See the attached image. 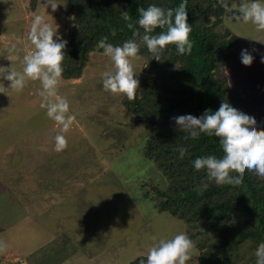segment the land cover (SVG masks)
I'll return each instance as SVG.
<instances>
[{
  "label": "rangeland",
  "instance_id": "374dc122",
  "mask_svg": "<svg viewBox=\"0 0 264 264\" xmlns=\"http://www.w3.org/2000/svg\"><path fill=\"white\" fill-rule=\"evenodd\" d=\"M43 2H0V66L22 69L23 52L32 50L27 32L38 6L70 40L77 24L66 13V0H58L63 4L55 12ZM217 18L214 31L224 39L237 36L238 55L241 49L251 53L248 62L238 56L221 70L230 90L246 101L243 108L255 115L257 128H264V61L258 59L264 29L237 22L225 11L210 22ZM12 44L21 51L10 55ZM150 64L144 54L132 60L137 90L145 81L164 82ZM107 70L110 58L93 50L79 78L60 77L57 94L67 97L75 117L61 152L54 150L59 125L39 106V81L27 80L16 91L0 80V241L7 245L0 264H131L161 236L188 234L184 220L157 207L153 187L165 190L171 180L147 155L151 131L133 124L126 96L102 88L101 73ZM193 245L187 264H200V249ZM238 251L240 264L254 255L250 243Z\"/></svg>",
  "mask_w": 264,
  "mask_h": 264
},
{
  "label": "trees",
  "instance_id": "16d2710c",
  "mask_svg": "<svg viewBox=\"0 0 264 264\" xmlns=\"http://www.w3.org/2000/svg\"><path fill=\"white\" fill-rule=\"evenodd\" d=\"M180 2L66 0V13L74 16L77 25L70 29V40L63 50L61 76L79 78L90 52L103 51L96 46L101 37L106 36L107 42L114 45L131 38L132 29L126 25L130 22L137 27L138 7L156 4L174 9ZM122 11L128 12V22L123 20ZM186 11L192 27L191 53L177 55L175 46L168 45L161 53L162 60L157 61L141 45L138 54L150 58V67L164 82L159 85L145 81L136 90L134 99L126 98L124 104L134 115L133 124L150 129L147 155L171 180L165 190L153 187L159 210L185 221L188 236L200 249V264H240L234 256L244 244L250 243L255 252L257 245L264 242V178L245 169L239 183L207 181L205 170H195L191 161L197 156L219 155L222 149L218 138L204 133L196 139L186 138L187 134L179 131L171 120L181 114L199 117L205 109H218L224 98L243 108L246 101L230 90L221 70L225 62L238 59L235 48L239 38L224 39L214 31L220 18L210 22L211 17L224 11L217 0L205 3L186 0ZM159 31L156 28L153 34ZM179 146L186 148L183 158H179L176 150ZM202 182L208 184L204 190L199 189ZM140 257L131 264H139ZM255 260L253 255L243 264H255Z\"/></svg>",
  "mask_w": 264,
  "mask_h": 264
},
{
  "label": "clouds",
  "instance_id": "9594fccd",
  "mask_svg": "<svg viewBox=\"0 0 264 264\" xmlns=\"http://www.w3.org/2000/svg\"><path fill=\"white\" fill-rule=\"evenodd\" d=\"M0 2L7 3L8 0ZM217 2L231 19L237 22H251L254 28L264 29V0L238 2L217 0ZM61 4L63 3H59L58 0L43 2L44 7L50 8L52 12ZM137 13L139 14L135 21L137 27L130 22L126 25L132 29L131 38L114 45L107 42L108 38L105 36L101 37L96 45L112 63V70L101 73L102 88L113 94H123L130 101L134 99L139 83L136 78L138 72L134 71L132 60L137 58L141 45L157 61L162 60L161 53L168 45L175 46L177 55L190 54L193 47L190 39L192 27L187 21L186 0H181L174 9L149 4L146 8L138 7ZM121 16L124 21H129L127 11H122ZM156 28H160L161 31L153 34ZM27 38L32 50L23 52L22 69L17 70L12 63L8 67L0 66V80L10 81L6 88L16 91L21 90L27 80L39 81L38 94L41 97L39 106L47 118L59 125L54 137V150L61 152L67 145L64 133L70 129L75 119L69 114L70 103L67 97L57 94L63 71V50L67 40L63 39L52 20L46 19L40 12L39 6L32 16ZM259 42L264 44L262 41ZM20 51L15 44L8 48L10 55ZM250 57L249 50H240L241 62H248ZM258 59L264 61V52L258 53ZM171 120L179 131L187 134L186 138L196 139L202 133L218 138L222 149L219 155L197 156L191 161L195 170H205L207 181L239 183L245 169L264 177V128H257L256 117L252 112L224 98L218 109H205L199 117L181 114L171 117ZM176 150L179 158H183L186 148L179 146ZM207 187V182L199 185L200 190ZM193 246L192 239L184 231H179L171 237L161 236L148 248L139 264H187L193 260L191 254ZM6 247V243L0 241V251ZM254 255L255 264H264V242L257 245Z\"/></svg>",
  "mask_w": 264,
  "mask_h": 264
}]
</instances>
